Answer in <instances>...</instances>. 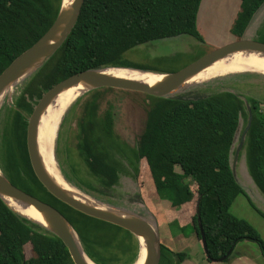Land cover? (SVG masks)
<instances>
[{
	"label": "trees",
	"instance_id": "16d2710c",
	"mask_svg": "<svg viewBox=\"0 0 264 264\" xmlns=\"http://www.w3.org/2000/svg\"><path fill=\"white\" fill-rule=\"evenodd\" d=\"M202 0H84L78 20L61 46L24 82L20 94L0 108V168L12 184L57 208L77 233L86 255L96 264H133L139 254L136 237L127 229L85 214L50 192L41 182L28 142L32 102L69 76L89 69L131 67L160 71L126 58L135 47L152 41L190 35L205 40L197 27ZM62 0H0V74L52 25ZM264 0H240L230 32L243 35ZM264 43V21L257 31ZM218 47L208 46L205 54ZM169 72V71H166ZM133 90L91 89L71 108L73 138L82 166L64 167V177L89 196L117 207L124 203L122 183L135 182L132 201L147 211L159 201L165 221L183 235L193 233L204 256L202 234L210 262L225 261L244 239L264 240L246 219L230 207L239 194L250 196L232 169L240 122L243 120L248 173L264 194V110L255 97L243 98L225 88L148 99L142 127L133 142L118 130L116 98ZM135 95V94H134ZM76 105L80 111L77 113ZM65 121V119H64ZM59 133L56 154L61 153ZM44 154V153H43ZM178 168V169H177ZM251 205L264 217V211ZM151 206V207H150ZM143 214V213H142ZM29 256H26V246ZM186 253L161 243L159 264H181ZM0 264H75L54 233L17 214L0 198Z\"/></svg>",
	"mask_w": 264,
	"mask_h": 264
},
{
	"label": "rangeland",
	"instance_id": "374dc122",
	"mask_svg": "<svg viewBox=\"0 0 264 264\" xmlns=\"http://www.w3.org/2000/svg\"><path fill=\"white\" fill-rule=\"evenodd\" d=\"M239 4L240 0H202L197 17V27L205 40L204 44L199 42L194 37L185 34L174 38L161 39L139 45L128 51L126 53V58L136 63L148 64L158 68L159 70H164L165 72L180 70L204 56L208 46L222 48L236 41V37L230 32V26L234 17L236 16ZM263 21L264 5L254 15L243 35V39L250 41L256 40L258 37L257 31L262 25ZM27 78H25L23 81L21 80L10 89L0 108H2L6 103L14 102L16 97H18L20 94V91L22 90L25 83L24 81ZM207 87H220L233 90L239 93L243 98H258L262 103L261 108L264 110V76L254 73L241 74L235 77H222L214 79L213 81L206 84L190 85L173 92L171 95L188 91L193 94L194 92L202 91L203 88ZM45 93L46 92H44L43 95ZM131 93L134 92L131 91ZM134 94H120L117 95V97L113 93L106 95V97L109 99L116 98L117 105L119 107L117 121L118 130L122 133L124 138L131 142H133L142 127L145 109L148 104V99L144 94ZM81 97H83V95L79 98ZM40 99L41 98H35L32 102L33 111ZM77 100L69 107L63 116L57 131L56 147L60 131L62 129L64 131L66 130L64 137L60 141L61 153L59 154V157L56 154V160L60 170V160L63 161L65 168H69L72 165L82 166V161L78 155L75 140L73 138L75 119L70 113L71 108L75 105ZM76 108L77 113H79V105H76ZM32 113L28 115V119L31 118ZM243 128L244 122L242 120L236 135L234 149H236L239 145L241 146L238 154L235 156L233 155L231 160L232 169L236 179L245 187L248 195L255 201L254 202L252 200L256 207L264 211V194L257 188L251 179L248 173L245 151L243 148H241L244 141V134L242 133ZM122 184L121 190L124 199L123 201L124 203L129 202L128 206H125V208L137 213L150 214L159 230L160 242H164L166 245H171V247H173V242L174 246H176V241L178 242L177 245H179L180 248H186L183 249L185 253L191 255V250H187V248L192 245L195 235L190 233L188 236L184 235L185 239L180 240L181 235L183 234L179 230H177L175 227H170L165 223V221H161L160 224L157 221L159 215L167 212L165 205L162 202L158 201L157 204H154V207L150 206L152 211L149 212L146 210L147 208L144 205L131 200L135 199L137 192L135 182L131 179H126ZM243 207L244 210L247 209V206L245 207L244 205ZM188 239L189 241H187ZM186 245L189 246L186 247ZM26 256H29L28 245L26 246ZM187 264L192 263L189 261Z\"/></svg>",
	"mask_w": 264,
	"mask_h": 264
},
{
	"label": "water",
	"instance_id": "95a60500",
	"mask_svg": "<svg viewBox=\"0 0 264 264\" xmlns=\"http://www.w3.org/2000/svg\"><path fill=\"white\" fill-rule=\"evenodd\" d=\"M83 2L84 0H72L71 5L63 8L64 0H62L60 11L57 17L55 18L54 22L52 23V25L49 27V29L30 48H28L15 60H13L10 63V65H8L4 69V71L0 74V91H2L9 84L17 81L18 79L21 78L20 80L17 81L20 82L21 80L23 81L25 78L30 76L61 46L63 41L67 38L68 34L75 26ZM245 50L258 51L264 53V43L259 42L257 40L250 41L241 38L240 40H236L235 42L225 47L217 48L213 52L205 54L201 58L197 59L196 61L192 62L191 64L177 71L159 72V71L143 70L152 73H159L166 75L165 79L153 85L141 83L130 79H117L114 77L97 74V71H99L100 69L84 70L75 73L69 76L68 78L58 82L49 90H47L46 93L41 97V99L39 100L37 106L35 107L31 115V118L29 119V127H28L29 149L36 172L41 182L55 196H57L64 202L68 203L75 209L85 214L91 215L93 217L111 222L130 231L138 240V244H139L138 258L141 251L140 249H141V239H142L145 245V252H146L145 260L143 264H159L160 255H161V242L159 237V230L157 226L156 225L153 226V224H151L143 216L142 213H137L135 211L128 210L124 207H117L104 202L102 203L119 211H122L121 213L124 214H118L115 212L104 211L101 209L91 207L64 193L50 179V177L47 175L43 167L36 146L37 124L40 114L42 110L47 106V104L59 92H61L64 88L69 87L78 82H85L91 87V89L111 87V88L139 91L158 97L169 96L173 92L179 90V87L183 84V82H185V80L189 76L197 73L207 65H210L214 61L228 54L237 51H245ZM108 68H118V67H108ZM121 68H131V67H121ZM131 69H137V68H131ZM9 105L14 106L13 103H9ZM240 146L241 145H239V148ZM3 195L12 197L22 203L29 204L37 208L47 217L53 228L50 229L49 227H46L18 213L16 210L11 208L7 204V202L3 198ZM0 198L5 202V204L10 209H12L17 214L41 225L42 227L46 228L47 230L54 233L57 237H59L68 248L71 258L75 264H85V262L81 258V255L77 248V244L73 239L72 234L69 231V227H71V229L74 231L76 235L77 233L75 232V230L73 229V227L71 226L70 222L65 217V215H63V213H61L57 208L53 207L52 205L42 201L41 199L31 195L30 193H27L26 191L12 184L11 181L7 178V176L3 173L1 168H0ZM201 234H202V244L204 247V251L208 257L207 244L202 231ZM223 259H225V256L221 257L219 261Z\"/></svg>",
	"mask_w": 264,
	"mask_h": 264
},
{
	"label": "bare ground",
	"instance_id": "6f19581e",
	"mask_svg": "<svg viewBox=\"0 0 264 264\" xmlns=\"http://www.w3.org/2000/svg\"><path fill=\"white\" fill-rule=\"evenodd\" d=\"M72 0H64L63 8L71 5ZM246 58V59H239ZM254 73L264 76V53L258 51H237L228 54L218 60L214 61L210 65H207L197 73L189 76L185 82L179 87V89L194 85V84H206L214 79L222 77H235L241 74ZM97 74L114 77L117 79H130L138 81L141 83H146L153 85L159 83L165 79V74L152 73L148 71H143L140 69L131 68H103L97 71ZM21 79V78H20ZM18 79V80H20ZM17 80V81H18ZM9 84L2 91H0V107L2 106L7 93L10 89L18 82ZM91 87L85 82H78L69 87L64 88L59 92L42 110L38 124H37V134H36V146L39 157L43 164V167L50 177V179L55 183V185L61 189L67 195L81 201L91 207L101 209L104 211H111L118 214L122 211L114 209L108 205L102 203V201L97 200L88 194L81 191L74 184L69 182L61 172L57 160H56V136L61 120L69 107L82 95L90 91ZM44 153V154H43ZM3 198L7 204L16 210L18 213L34 220L50 229L53 228L47 217L37 208L22 203L17 199L3 195ZM143 216L155 226V222L150 214L143 213ZM69 231L73 236L77 244V248L81 255V258L85 264H96L94 263L83 251L77 235L69 227ZM139 258L133 264H143L145 260V245L141 239V249Z\"/></svg>",
	"mask_w": 264,
	"mask_h": 264
},
{
	"label": "crops",
	"instance_id": "0c3cea01",
	"mask_svg": "<svg viewBox=\"0 0 264 264\" xmlns=\"http://www.w3.org/2000/svg\"><path fill=\"white\" fill-rule=\"evenodd\" d=\"M250 199L253 200L251 197ZM250 199L245 194H239L233 201L230 211L237 217L248 220L259 231L264 240V217L251 205ZM244 205L245 207L247 206L246 210H244ZM184 237V235H181L180 240L185 239ZM195 239L192 242V245L187 248V250H191V255L186 253V257L181 264H187L189 261L192 264H264V256L262 255L258 244L254 241L244 239L236 244L225 261L210 262L207 260V257L204 256L198 240L196 239V241ZM187 241H189V239ZM175 244L176 246H174L173 242L172 247L175 251L184 252L183 249H186L185 247L180 248L176 241ZM188 246L189 245H186V247Z\"/></svg>",
	"mask_w": 264,
	"mask_h": 264
}]
</instances>
